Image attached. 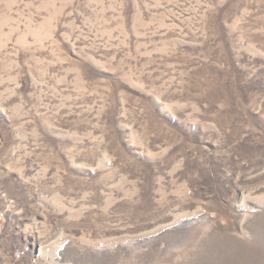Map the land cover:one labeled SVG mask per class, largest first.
Listing matches in <instances>:
<instances>
[{
    "label": "rangeland",
    "instance_id": "374dc122",
    "mask_svg": "<svg viewBox=\"0 0 264 264\" xmlns=\"http://www.w3.org/2000/svg\"><path fill=\"white\" fill-rule=\"evenodd\" d=\"M0 264H264V0H0Z\"/></svg>",
    "mask_w": 264,
    "mask_h": 264
}]
</instances>
